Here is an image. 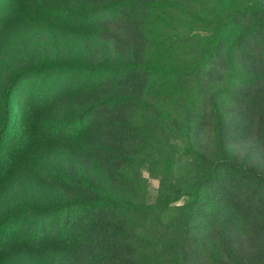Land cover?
Listing matches in <instances>:
<instances>
[{
	"label": "trees",
	"instance_id": "obj_1",
	"mask_svg": "<svg viewBox=\"0 0 264 264\" xmlns=\"http://www.w3.org/2000/svg\"><path fill=\"white\" fill-rule=\"evenodd\" d=\"M65 1L0 0V202L58 195L0 206V264H264V0ZM60 24L82 55L36 66Z\"/></svg>",
	"mask_w": 264,
	"mask_h": 264
},
{
	"label": "rangeland",
	"instance_id": "obj_2",
	"mask_svg": "<svg viewBox=\"0 0 264 264\" xmlns=\"http://www.w3.org/2000/svg\"><path fill=\"white\" fill-rule=\"evenodd\" d=\"M79 2V0H67L65 1V7L68 10H74ZM20 32L22 31H16L15 29L13 38L18 37L15 41L23 43L30 39L28 34ZM46 32V35H49L47 40L39 42L33 38L35 42L33 41L29 46V52L34 56L36 66H41L45 61L66 63L74 57L81 56L86 42L90 38L89 33L80 28H66L61 24L47 29ZM65 111V109L61 110L62 113H65ZM239 153L242 155L249 153L250 160L254 162L260 161L257 151L251 153V151L242 148L239 150ZM65 158V149L56 148L48 162V169L60 167ZM45 177L48 178L47 174H45ZM36 178L34 184L29 183L27 179H17L13 182L1 200L0 206L4 210H17L26 204H32L39 208L49 206L58 197L57 189L49 180L43 178L41 175H37ZM157 187L158 182L152 180L151 190L153 191V195H155ZM50 257L51 255L49 254L43 259H38L33 255H22L18 259L11 260L8 264H49Z\"/></svg>",
	"mask_w": 264,
	"mask_h": 264
}]
</instances>
